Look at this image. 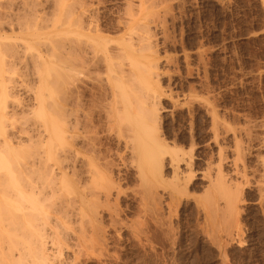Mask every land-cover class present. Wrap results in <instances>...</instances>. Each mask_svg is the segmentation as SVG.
Here are the masks:
<instances>
[{"label":"rangeland","instance_id":"374dc122","mask_svg":"<svg viewBox=\"0 0 264 264\" xmlns=\"http://www.w3.org/2000/svg\"><path fill=\"white\" fill-rule=\"evenodd\" d=\"M6 1L0 0V5L7 8ZM54 1L40 0L44 6L43 20H48V24L53 21V14L60 16L69 10L67 14L71 11L72 15V9L81 4L88 10L84 24L92 21L91 24L99 26L103 35L112 40L110 48L127 39L130 31L124 30L123 34L121 24L127 19L135 21V27L137 24L141 28L140 34L146 35L145 44L149 42V46L143 43L145 47L136 54L126 49L130 58L138 57L131 59L142 64L145 71L138 72L137 66V72L134 67L130 68L131 72L127 67V55L122 60L113 59L108 70L100 66L90 79L83 78V106L86 118L92 115L94 145L110 163L113 179L120 185L121 193L117 202L119 217L116 222L119 223L110 229L109 217L103 214L106 249L93 252L86 264H99L98 259L104 264H264V0H65L62 11L55 9ZM2 15L0 12V18ZM55 39L54 36L47 37L45 44ZM143 49L149 50L145 53ZM55 61V58L47 60L49 64ZM21 65L15 66L16 74L26 76L25 84L30 87V92L17 98L28 101L38 90L34 89L36 83L34 74H30L33 72L29 67L31 64L27 66L30 69ZM120 65L125 69L122 75L116 71ZM133 70L137 74L130 77ZM48 73L52 78L49 85L44 84L48 90L43 84L36 85L41 89L39 92L46 95H43L45 105L51 104L46 109L52 107L54 113L45 109L36 116L28 118L29 113L28 117H23L34 124L53 118V121L58 120L55 122L57 126L62 125L65 118L67 130L71 132L75 123V89L78 87L74 80L78 76L69 74L72 79L68 77L66 82L69 83L65 86L63 79L59 78L58 83L56 72L52 74L48 70ZM144 91L158 97L154 108L157 110L155 125L160 142L167 149L185 154L184 164L178 167L171 166L164 156L161 173L165 185L161 184L158 191L155 190L157 202L154 200V205L152 201L148 204L156 216H150V208H147V215L143 214L136 195L139 180L134 164L131 166V152L116 141V127H123L127 122L126 125L130 126L123 128L126 134H130L131 124L141 122L142 111L136 104L142 96L146 97ZM62 97H66V109H71L68 115L65 114L67 117L59 114ZM133 99L138 101L135 105ZM120 100L129 102L124 103L123 109L132 114L126 117H130L129 123L132 119L130 124L128 120L123 125L120 123L125 121V116L117 114L118 110L114 108L117 105L122 107ZM56 125H53L57 129H54L55 133L59 132ZM128 134L126 137L132 132ZM64 142L72 143V139L66 138ZM51 144L43 145V150L69 148L68 144H61L57 139ZM171 188L174 192L170 191ZM223 192L227 194L224 196ZM149 218H154L156 223ZM99 252L104 254L100 256Z\"/></svg>","mask_w":264,"mask_h":264},{"label":"bare ground","instance_id":"6f19581e","mask_svg":"<svg viewBox=\"0 0 264 264\" xmlns=\"http://www.w3.org/2000/svg\"><path fill=\"white\" fill-rule=\"evenodd\" d=\"M64 1L65 0H55V9L57 8V10L62 11L61 7H65L63 4ZM3 5H0V12L1 14L3 13L0 18V264H86L91 259L90 257L93 252H102L106 249L107 239L105 234L107 232L102 223L103 214H107L109 217V228H114L116 224L119 223L116 222L119 217L117 202L120 199L121 193L120 185L116 183L117 180L115 181L113 179L114 177L110 170V163L106 160L105 156H102L97 152L98 149H96L94 145L92 138V130L94 129H92L93 125L91 123L92 115H90L91 117L89 116L86 118L83 106V78L87 77L90 79V76L97 71L100 66H102V68L105 67L106 70L109 64L112 65L110 62L113 59L122 60L126 58L127 55L128 65H126L129 69H132L133 67L135 69L138 66V72L139 70L140 72L145 71V67L142 66V64L140 65L139 63L134 62L138 57H135V59L131 56V58L134 59L132 60L129 56L130 54H127L126 49L136 54L141 52L142 47H145L143 46V43L144 45H148L149 42L145 44L144 41L147 39L145 38L146 35H142L143 33L140 34L141 32L139 29L141 28L137 27V24L135 27V21L127 19L124 22H121L123 25L122 28H124H121L123 34L124 30L130 31L127 34V39L116 42L115 46L110 48L109 44L112 40L108 38V36L106 37L103 35L102 29H100L99 26L91 24L92 21H87L88 23L84 24V18L86 19L88 10H86L87 8L85 9L81 4L72 9V15L70 14L71 11L67 14L69 10L66 13H62L60 16H58V14H53L51 18L54 19L51 24H48L49 22L47 23L48 20H43L44 17L42 15L44 13L42 14V8L44 6L40 0H7V8ZM71 7H69V9ZM66 9L64 10L66 11ZM63 14L69 18L67 17L65 19ZM134 29L139 31V33ZM53 36L57 39H55V41H50L51 38L49 40L50 43L48 42V44H45V38ZM10 41L13 44L10 43ZM13 41H15V43ZM143 50L146 53L149 49ZM26 55L29 58L25 59L27 57ZM51 58H55L56 60L53 64L47 62V60L49 61ZM21 59L27 60L31 65ZM141 60L146 61L145 59ZM130 63H132V65ZM17 64H22L24 67L30 65L29 67H31V69L29 67L27 68H29L30 71L33 69V72H30V74H34V82L39 86L43 84L44 87L47 86L44 85L45 83L49 85V80H52V78L49 77L48 70H50L52 74L56 72V74H54L56 75L55 78L58 77V83L63 79L62 84L64 83L63 85L65 86L69 83L68 81L66 82L69 74L72 73L73 75L76 74V76H78L77 80H74V82L76 81V84L79 83L78 85L75 84V86H78L77 89H75L76 97L75 103L73 104L75 123L74 126L72 125L73 129L71 128V132L69 131L70 133L67 130L68 127L66 126L65 118L63 122L61 121L62 123L60 122L62 125L57 126L55 122H58V120L53 121V118L50 117H48L50 119L39 124H34L31 121L29 122L23 117H26L29 113L31 115L29 114V117L27 116L28 118L32 115L39 114V112L44 111L50 103L45 105V103L47 104L43 98V95L45 94L39 92L41 89L36 84L34 89L36 87L38 91L37 93L34 92L33 95L30 94L32 95V99H29L28 101H22V98V100L18 99L21 97L20 94L26 95L28 92L29 95L30 91H28V89L30 87H26L27 85L25 84L24 79L26 76L23 77L20 73L16 74L15 68L17 67L15 66ZM122 65L117 67L116 70L120 75H122L125 70L122 69ZM139 67L141 69H139ZM51 70H54V72ZM135 71L134 73H131L132 76L130 77H133V74H137V71ZM69 79H72L71 75ZM132 80L130 81L132 82ZM104 86L107 85L104 84ZM58 87L60 88L61 86ZM146 91L143 92L146 94V97L141 95L142 100L140 102L133 99L135 100V102L133 101L134 105L136 102L139 103V105L137 103L136 106L141 108L142 117L139 125H136L138 123L134 124L132 119H130V123L133 122L131 124L133 126L129 127L132 135L130 130L128 131L130 134H127L131 135L132 138L131 136L126 137L127 131L124 132V128L128 125H126V120L130 118L128 117L126 119L127 115H129L128 110L123 109V105L127 101L123 102L120 100L121 108L118 107V105L115 106L118 103L117 100H115L117 102L114 105V108L118 110L116 113H122L125 116V118L123 117L125 121L122 122L121 120L120 123L122 124L126 122L124 125L122 124L124 128L116 127V129L118 128L116 141L118 144L123 145V149H129L131 152V166L134 164V169H136L137 172V179L139 180L136 195L139 197L138 199L143 207V214L145 215L148 214L147 208H150V210L152 208L149 207L148 204L152 201L154 205V200L156 199L155 190L158 191L157 188L160 187L161 184H164L161 173L164 156L167 157L166 159L168 162L174 167H178L185 162V154L183 152L175 149H167L160 142V138H158L156 131V128L158 129V127L155 125L157 110L154 108L155 100L158 99V97L156 98L155 95H151V93L147 94ZM19 95L20 97H18ZM133 96H135V94ZM62 99L63 102L59 104L58 108L60 111L59 114L64 117V115L69 112L68 110L70 108L68 110L66 109V97H62ZM127 103L129 104V102ZM49 111L52 112L53 109ZM120 114L118 116L121 117L122 114ZM70 116H72V114ZM118 116L116 115V117ZM41 117L44 116L41 115ZM65 117L67 116L65 115ZM134 118L136 117L134 116ZM119 119H122V117ZM133 120L139 122L138 120ZM53 123L57 128L59 127V132L55 133V130L57 129L53 127ZM125 129H127V127ZM66 138L72 139V143L64 142ZM54 139H57L58 141L60 140L61 144L62 142L68 144L69 148H60L56 151L43 150V145H52L51 143ZM128 139L130 140L127 141ZM151 144H154V148ZM38 146H40V148H38ZM216 179H218L217 182H220L219 178ZM182 181L184 180L182 179ZM172 185L174 184L172 183ZM172 188L170 191L173 190L172 192H174V189ZM224 194L227 193L223 192L222 195ZM230 194L233 195V193ZM233 198L231 197L232 200ZM233 202H235V200ZM149 214L150 216H156L155 211L153 210H151V213ZM227 215H229V213ZM153 221L155 222V220ZM101 252H99L98 255L101 256V254H104V252ZM98 263L102 264L103 262L101 263L98 259Z\"/></svg>","mask_w":264,"mask_h":264}]
</instances>
